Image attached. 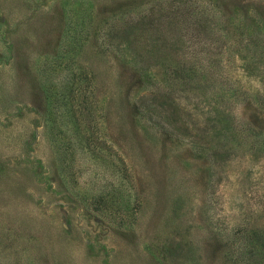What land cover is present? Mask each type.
<instances>
[{"label": "rangeland", "instance_id": "374dc122", "mask_svg": "<svg viewBox=\"0 0 264 264\" xmlns=\"http://www.w3.org/2000/svg\"><path fill=\"white\" fill-rule=\"evenodd\" d=\"M0 264H264V0H0Z\"/></svg>", "mask_w": 264, "mask_h": 264}]
</instances>
